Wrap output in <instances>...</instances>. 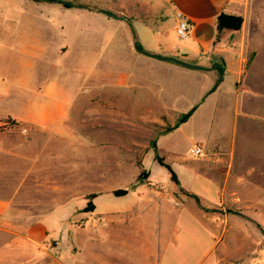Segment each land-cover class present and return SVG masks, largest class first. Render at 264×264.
Returning <instances> with one entry per match:
<instances>
[{
    "label": "rangeland",
    "instance_id": "1",
    "mask_svg": "<svg viewBox=\"0 0 264 264\" xmlns=\"http://www.w3.org/2000/svg\"><path fill=\"white\" fill-rule=\"evenodd\" d=\"M61 1L69 7L58 2L41 6L39 17L50 22L46 33L36 24L23 26L61 49L54 65L47 58L45 72H23L21 57H11L0 46V131L26 134L23 123L6 128L3 120L21 115L22 102L42 97L44 86L55 82L72 91L67 116L61 120L72 136L45 137L46 210L70 199L73 214L64 219L78 230L77 240L64 234L63 246L71 241L82 249L84 258L85 228L93 211L86 209L94 188L88 182L97 177L91 176L94 172L109 175L104 188L116 189L112 194L125 190L133 195L150 186L160 195L175 197L179 206L196 210L215 229L224 226L218 234V251L224 246L228 259L242 257L247 264H259L264 260V217L246 210L245 194L251 183L255 194L264 187V54L248 65L236 84L232 77L221 74L215 56L186 60L170 55L171 50H184L191 41L176 35L174 15L166 3ZM75 5L93 14L87 12L83 22L78 20L81 33L61 34L60 27L68 31L74 27L77 11L71 7ZM221 41L217 36L215 47ZM134 43L144 52L197 68L146 56ZM20 78L25 81L21 83ZM190 111L193 115L181 122ZM201 134L206 141L198 140ZM194 147L201 150L196 157L190 154ZM246 164L259 168H245ZM195 172L218 181L226 176L225 193L219 201V186L194 176ZM4 175L0 170V194L5 191L1 189ZM60 177L76 184H54ZM8 187H18L19 195L27 190L25 185ZM189 194L197 195L200 207L208 210L198 209ZM235 197L239 201L232 200ZM55 218L47 224L53 227ZM57 241V232L49 233L47 247L54 248ZM258 243L256 256L247 259L248 247L257 248Z\"/></svg>",
    "mask_w": 264,
    "mask_h": 264
},
{
    "label": "crops",
    "instance_id": "2",
    "mask_svg": "<svg viewBox=\"0 0 264 264\" xmlns=\"http://www.w3.org/2000/svg\"><path fill=\"white\" fill-rule=\"evenodd\" d=\"M151 1L166 3L173 15L179 12L192 24L184 39L191 43L184 50H169L170 55L178 54L186 60L196 57L207 60L215 56L223 70L221 74L229 75L237 84L248 65L264 54V0ZM45 4L48 2L0 0V46H4L11 57H21L19 63L26 73L45 72L47 58L50 65H54L55 57L61 55V49L52 47L47 43L49 40L40 39L36 36L38 32H27L23 28L32 23L46 33L50 22L39 17L41 6ZM71 8L77 11L74 27L69 31L60 27L61 34L81 33L79 21H84L82 17L87 12L92 13L77 5ZM18 9L23 11L18 12ZM220 13L240 16V30L217 32L215 20ZM217 36L223 41L215 47ZM19 81L22 83L25 79ZM27 88L34 90L35 86ZM72 95L71 90L52 82L43 87L42 97L22 102L21 115L11 116L15 122L25 125L26 134H12L8 129L0 131V170L5 174L1 184L5 191L0 194V264H247L242 257L228 259L224 246L218 251L224 226L215 229L196 210L187 205L179 206L175 197L160 195L150 186L133 195L126 191L124 195L115 196L111 191L116 189L104 188L110 180L109 175L98 176L94 172L91 176L97 177L88 182L94 187L91 191L93 211L85 228L84 258L81 257L82 249L75 248L71 241L63 246L64 234L77 240L78 230L64 219L73 214L70 199L49 212L46 210L45 137L72 136L71 130L61 121L67 116L66 107ZM198 140L206 141V135L201 134ZM245 168L259 167L246 164ZM193 175L218 185V201L223 197L226 176L218 181L198 172ZM247 176L250 175L247 173ZM54 184L76 183L60 177ZM15 185H25L27 190L24 188L25 192L19 195L18 187H8ZM29 186L32 187L29 189ZM60 199L63 200L62 196ZM232 200L239 201L237 197ZM245 201L246 210L254 212L256 217H264V187L255 194L251 183ZM53 217L56 218L52 227L47 222ZM53 231L57 232V245L48 248L49 233ZM258 247L259 243L257 248L248 247L246 258H254ZM259 264H264V260Z\"/></svg>",
    "mask_w": 264,
    "mask_h": 264
},
{
    "label": "trees",
    "instance_id": "3",
    "mask_svg": "<svg viewBox=\"0 0 264 264\" xmlns=\"http://www.w3.org/2000/svg\"><path fill=\"white\" fill-rule=\"evenodd\" d=\"M33 3L36 4H42L44 2H48V3H54V2H58L61 3L62 6L64 8H68L69 4L61 1V0H29ZM241 23H242V18L240 16L237 15H230V14H224V13H220L215 20V28L217 30V32L223 31V30H228V31H232V32H237L240 30L241 28ZM4 126L6 128H12L16 126V122L14 120H11L9 118H6L3 120ZM171 180L174 181V177L171 173ZM175 184L177 185L176 181H174ZM126 194L125 190H120L117 192H113V195L115 196H120V195H124ZM188 196H190L193 200H195L196 205L198 207H200L199 205V200L198 198L193 195V194H189ZM203 211H207L208 209L200 207ZM87 211H92L93 210V205L91 202H88V206H87Z\"/></svg>",
    "mask_w": 264,
    "mask_h": 264
},
{
    "label": "built area",
    "instance_id": "4",
    "mask_svg": "<svg viewBox=\"0 0 264 264\" xmlns=\"http://www.w3.org/2000/svg\"><path fill=\"white\" fill-rule=\"evenodd\" d=\"M174 18H175L176 35L181 39L187 38L188 33L192 27L191 22L179 12H176L174 14ZM200 153H201V150L198 147H194L193 149L190 150V154L195 157L198 156Z\"/></svg>",
    "mask_w": 264,
    "mask_h": 264
},
{
    "label": "water",
    "instance_id": "5",
    "mask_svg": "<svg viewBox=\"0 0 264 264\" xmlns=\"http://www.w3.org/2000/svg\"><path fill=\"white\" fill-rule=\"evenodd\" d=\"M107 15L111 16V14H109V13H107ZM134 48H135L137 51L141 52L142 54H144V55H146V56H151V57H154V58H160V59H163V60L174 61V62H176V63H178V64H181V65H186V66H191V67H195V68H197L196 66L189 65V64H187V63L180 62V61H177V60H174V59H171V58L160 57V56H157V55H154V54H150V53L144 52V51H142V50H141V49H140L135 43H134ZM191 111H192V110H191ZM191 111L188 112L187 114H185V115L182 116L181 122H183V121H184V120L190 115Z\"/></svg>",
    "mask_w": 264,
    "mask_h": 264
}]
</instances>
